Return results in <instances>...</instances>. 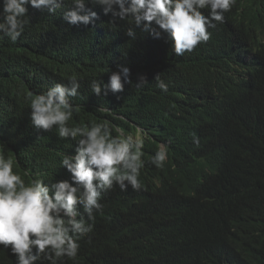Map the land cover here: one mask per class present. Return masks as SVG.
I'll return each mask as SVG.
<instances>
[{"label": "trees", "instance_id": "trees-1", "mask_svg": "<svg viewBox=\"0 0 264 264\" xmlns=\"http://www.w3.org/2000/svg\"><path fill=\"white\" fill-rule=\"evenodd\" d=\"M66 4L55 14L29 6L23 35L0 40V153L22 176L63 179L60 154L72 151V140L31 125L30 97L75 74L80 113L70 123L139 133L145 166L140 191L117 185L104 195L93 232L64 264H264V0H236L209 41L183 56L140 29L131 41L126 21L111 30L100 6L88 5L99 15L94 25H70ZM120 65L133 83L93 94L90 82L107 83ZM140 75L148 83L138 89ZM162 143L169 159L157 169L149 161ZM14 260L0 246V264Z\"/></svg>", "mask_w": 264, "mask_h": 264}, {"label": "clouds", "instance_id": "clouds-1", "mask_svg": "<svg viewBox=\"0 0 264 264\" xmlns=\"http://www.w3.org/2000/svg\"><path fill=\"white\" fill-rule=\"evenodd\" d=\"M89 4L111 14V30L118 29V21H126L125 35L131 41L138 38L136 29H140L156 39L166 37L172 51L183 56L209 41V29L225 22V13L236 0H71L64 21L74 26L94 25L99 15ZM66 5V0H2L0 40L7 37L15 43L23 35L31 21L29 6L55 14ZM202 10H207V15ZM154 80L157 88L168 92L169 84L160 74ZM132 83L130 68L120 65L117 71L110 70L107 83L93 79L90 88L97 97H107L123 93L125 85ZM147 83V77L140 75L135 84L139 89ZM80 88L73 74L67 83H56L46 93L30 97L31 125L38 131L55 129L60 139L72 140V151L60 154L63 179L45 182L28 172L22 176L14 170V159L0 153V246L15 256V264H64L65 258L76 261L80 241L93 232L96 213L103 212L104 195L117 185L122 191L143 188L144 138L139 133L126 135L118 128L114 135L106 121L71 124L74 114L80 113V105L73 102ZM193 143L200 146L195 134ZM168 159L169 147L162 143L149 163L162 169Z\"/></svg>", "mask_w": 264, "mask_h": 264}, {"label": "bare ground", "instance_id": "bare-ground-1", "mask_svg": "<svg viewBox=\"0 0 264 264\" xmlns=\"http://www.w3.org/2000/svg\"><path fill=\"white\" fill-rule=\"evenodd\" d=\"M169 96V95H168Z\"/></svg>", "mask_w": 264, "mask_h": 264}]
</instances>
